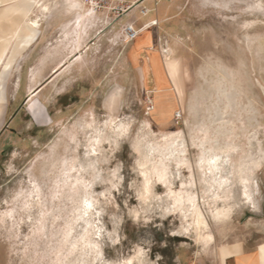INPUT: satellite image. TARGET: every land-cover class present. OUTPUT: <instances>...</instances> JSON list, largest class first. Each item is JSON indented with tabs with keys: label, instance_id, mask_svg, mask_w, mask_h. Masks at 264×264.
<instances>
[{
	"label": "rangeland",
	"instance_id": "1",
	"mask_svg": "<svg viewBox=\"0 0 264 264\" xmlns=\"http://www.w3.org/2000/svg\"><path fill=\"white\" fill-rule=\"evenodd\" d=\"M15 1L28 7L23 0ZM15 1L0 0V11ZM140 7L147 10L143 16L139 8L111 16L113 26L99 39L100 54L90 53L85 65L71 72H62L63 65L50 72L61 56L44 57L47 43H54L56 12L28 48L23 46L24 34L10 44L11 52L0 67V264H55L59 231L69 220L75 225L69 241L82 234L81 224H91L88 241L98 244L99 255L96 249L79 250L81 264H125L138 249L144 251L143 264H233L235 255L264 248V167L259 163L264 146V0H144ZM19 20L16 15L0 21V34ZM149 20L157 22L150 29L154 48L171 47L180 60L179 103L172 91L152 92L164 75L150 66L149 52L136 47L144 42L142 24ZM129 25L138 30L135 40L124 35L117 46L107 43L106 35ZM7 42L6 37L0 39V49ZM35 79L39 85L28 93ZM121 124L136 128L139 136L121 135L117 131ZM90 136L98 143L87 153ZM227 146L232 148L228 154L217 155L220 169L204 175L198 167L200 158ZM55 154L74 166L70 180L80 181L75 198L88 191L93 202L86 224L69 219L75 205L64 197L67 193L54 203L49 200L56 170L47 166ZM161 160L167 186L152 179L145 191L141 173ZM239 166H248L256 186L253 204L236 205L228 218L215 221L205 181L220 175L233 181L231 172ZM117 167L118 182L111 174ZM93 174L103 183L91 184ZM32 182L39 186L40 203L47 209L42 232L35 231L36 200L21 207ZM113 183H118V191L112 189ZM183 191L197 197L209 223L214 239L206 249L189 227L190 217L185 219L184 211L172 205L173 194ZM220 198L219 206L233 203L224 195ZM131 210L139 213L138 218ZM96 228L102 230L98 238ZM113 231L118 243L108 239ZM68 246L63 244V253Z\"/></svg>",
	"mask_w": 264,
	"mask_h": 264
},
{
	"label": "bare ground",
	"instance_id": "2",
	"mask_svg": "<svg viewBox=\"0 0 264 264\" xmlns=\"http://www.w3.org/2000/svg\"><path fill=\"white\" fill-rule=\"evenodd\" d=\"M23 2L27 3L28 7H22L20 6L19 1L17 3L15 1V3L8 5L2 11H0V21H11L16 15L20 16V20L12 27V30L7 33L0 34V39L5 37L8 38V42L2 47V49H0V67L4 66V62L11 52L10 44L16 43L21 38L22 34H24L25 40L23 41V46L24 48H28L34 41H36L40 37L42 33L41 26L48 23V20L50 19L53 12H56V16L58 18L57 22L55 21L56 23L53 24V26L56 28V32L54 36H52L51 41H54V43H47V48L45 50L44 56L46 58L53 59L54 57L57 58L61 56V58L56 61L54 67L50 70V72L53 73L55 72V69L61 65L65 67L62 72H71L74 67H83L85 65H82L84 62V58L90 53L92 54V56H94L93 54H100L98 45L99 39L101 38V36H103L102 34H104L105 31H108L109 28L113 26L108 21L111 16L107 12L95 11L94 8L88 5L84 0H23ZM135 9L136 8H133L129 12H132ZM101 15L104 16L101 17ZM152 21L149 20L146 23L142 24L143 29L141 31V35L145 37V39L142 44L137 45L136 47L145 48L149 52V58L147 61L149 62L150 66L154 67V70H156V72H160L159 75H164L163 78L160 77L161 79H158L156 83L157 85L152 90V92L162 93L172 91L176 96L177 102L179 103L183 93V74L180 60L177 58L174 49L171 47L166 48V50H164L161 46L159 47L160 49L154 48L152 37L150 35V29L152 28V26H156L157 22ZM123 30L124 29L120 30V32L115 35H113L114 32L109 33L111 34V36L106 35V37H108L107 43L111 44V46H117L118 40L122 39L123 41ZM21 56L22 55L20 54L19 57ZM39 82L40 81L38 79L33 80L31 85H29L28 87V93H33L35 91V88L39 85ZM86 126L89 125L86 123ZM73 138V134L69 135L70 140H72ZM87 141V153H90L94 151V145L98 143V139L94 136H90ZM63 147L65 148V146ZM168 149L169 148H167L168 152L166 153H170V150ZM231 149L232 148L230 146H227L224 149H215V153L212 155H209V153H211L212 151L211 149H209L207 154L209 156L203 157L204 163L201 164L199 161V169H201L204 175H206V171H208L209 174H213L214 171L220 169L218 166L220 157L217 155L228 154ZM211 160H217V164L211 165L209 163V161ZM68 162L66 159L62 158V155L57 154L56 157L53 158L50 164L47 166L50 170H56V173H53V177L50 180L51 185L48 196L50 202L54 203L55 199H61L60 196H64L63 194L67 193L64 197L68 199L71 198L75 205L69 211V213H71V217H69V219L75 220L78 216L81 215L84 195L82 197L78 196L77 198H75L77 194L76 188L78 183L76 179H74L73 181L70 180V174L74 170V166L71 164V162ZM147 164L148 163H145V165ZM246 168L244 166H239V168L236 169L234 173L231 172L232 174H234L233 181L225 176L220 175L218 177L216 175L218 177L217 179L215 177H208L209 180L206 179V183L204 182L206 185H208L206 190L207 194L211 193L210 195H208L211 198L209 206L211 208V216L213 220L222 221L224 218H228V215L234 206L251 203V197L254 193V190L256 189V186H253L251 184L252 181L248 176L249 174L247 173ZM165 169L166 167L162 160L157 164H152L149 168L147 167L145 169V172L143 173L148 177V179L146 180L145 175L143 176L145 191H147L146 185L148 187L152 179H156L158 181L160 180V177L156 175L157 173H164L165 179L167 180L168 173L167 171L165 173ZM204 177L206 178V176ZM32 184V188L27 191L26 195L22 198L21 207H28L30 203L33 205V202L31 201L35 202L36 200L34 204L37 203L39 205V210L38 217L36 218L38 225L35 231L42 232V229L44 228V222H46L45 219H47L45 216L47 213V209L45 208V211L43 208L44 203L42 202L43 205L40 203L41 192L39 190V186L36 185L35 182H32ZM183 192L177 193L175 195L173 194V196L170 198L172 201V205L174 208H177V210L184 211L183 213L185 219L186 217H190L191 223L189 224V227L192 228L198 243L201 244L203 249H206L214 239L212 231L209 228V223L207 222V219L205 218L203 212L197 204V197L191 193ZM220 195H224L225 201H227L228 199H232V205H217L218 199L222 198H220ZM252 206L254 207V205ZM51 208L49 210H51ZM253 209L255 210V208ZM70 222V220L67 221L65 223V228L59 231V244H57V246L54 248V257L52 259L55 264H81L83 256L79 254V250H82L83 247L87 248L88 252L94 249L85 246L88 242L87 237L83 240L78 238L74 242L69 241V233H71ZM64 243H68L69 246L63 253L62 250ZM73 244L76 245L74 248L72 247ZM261 249L264 248L257 249L256 258L258 264H264V252H262ZM87 251L84 253H88ZM76 252H78V254H76L73 259L68 260V258L74 255ZM254 257L255 256L252 257L249 253H240L234 256V261H236L238 264H253Z\"/></svg>",
	"mask_w": 264,
	"mask_h": 264
},
{
	"label": "snow or ice",
	"instance_id": "3",
	"mask_svg": "<svg viewBox=\"0 0 264 264\" xmlns=\"http://www.w3.org/2000/svg\"><path fill=\"white\" fill-rule=\"evenodd\" d=\"M121 135H123L125 132H127L128 136L131 135H137L139 136V133L136 131V128H126L124 124H121L119 129L117 130ZM141 131H143V127H141ZM105 147H108V145H105ZM200 163L203 164L204 163V158L201 157L200 158ZM209 163L211 165H215L217 164V160H211L209 161ZM261 167H264V146H262L261 149V153H260V161H259ZM166 169H165V173H166ZM112 176L115 178V181H119L120 177H119V167H117L116 169L112 170ZM142 175H145L143 172L141 173ZM156 175H158L160 177L159 182L161 184H163L165 187L167 186V181L165 179V175L164 173H157ZM145 179L147 180L148 177L147 175H145ZM77 183H80L79 179L77 180ZM97 183H103V180L101 179V177L99 175L93 174V179L91 184H97ZM91 184H86L85 187L86 189H90L91 188ZM183 187V185H181V188ZM112 189L115 191H118V183H113L112 185ZM146 190H147V185H146ZM99 195H105L104 192L99 193ZM93 209V202L90 200L89 198V193L88 191L85 192L84 194V198H83V208L81 209V215L78 216L76 218L77 223H80L81 221H83V223H88L87 220L85 219L88 216V210ZM97 216L100 214L99 212L95 213ZM130 214L132 215H136L137 218L139 216V213L136 212L135 210H131ZM70 227H75V225H71ZM88 227H92L91 224L88 225ZM88 227H83V224H81V229H82V234L81 233H77V236L83 240L86 239V237L88 236ZM102 230L99 228L94 229V235L98 238L101 235ZM69 235H71V233H69ZM108 239L112 240L113 243H118V234L113 231V232H109L107 234ZM115 237V239H113ZM76 245L73 244L72 247L74 248ZM86 247L88 248H94L97 251V255H99V248H98V244L92 242L91 240H89L86 245ZM262 252H264V249H261ZM227 254V253H225ZM143 257H144V251L143 249H138L136 250L135 253V257L133 259H129L125 262V264H134V261L136 262V264H143Z\"/></svg>",
	"mask_w": 264,
	"mask_h": 264
},
{
	"label": "built area",
	"instance_id": "4",
	"mask_svg": "<svg viewBox=\"0 0 264 264\" xmlns=\"http://www.w3.org/2000/svg\"><path fill=\"white\" fill-rule=\"evenodd\" d=\"M95 11L107 12L110 16L120 17L129 12L133 8H139L140 14L143 16L147 13L144 7H140L144 0H84ZM124 35L128 41H133L138 36V30L129 25L124 29Z\"/></svg>",
	"mask_w": 264,
	"mask_h": 264
},
{
	"label": "crops",
	"instance_id": "5",
	"mask_svg": "<svg viewBox=\"0 0 264 264\" xmlns=\"http://www.w3.org/2000/svg\"><path fill=\"white\" fill-rule=\"evenodd\" d=\"M249 254H250L252 257L255 256V257H254V262H253V264H258V263H257V258H256L257 249L251 251ZM233 264H238V263H237L236 261H234Z\"/></svg>",
	"mask_w": 264,
	"mask_h": 264
}]
</instances>
